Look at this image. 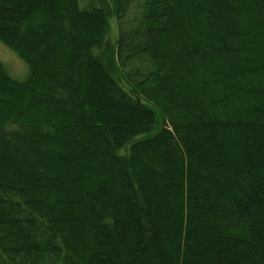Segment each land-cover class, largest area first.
Returning a JSON list of instances; mask_svg holds the SVG:
<instances>
[{
  "label": "trees",
  "instance_id": "trees-1",
  "mask_svg": "<svg viewBox=\"0 0 264 264\" xmlns=\"http://www.w3.org/2000/svg\"><path fill=\"white\" fill-rule=\"evenodd\" d=\"M0 42V264H264V0H0Z\"/></svg>",
  "mask_w": 264,
  "mask_h": 264
},
{
  "label": "rangeland",
  "instance_id": "rangeland-1",
  "mask_svg": "<svg viewBox=\"0 0 264 264\" xmlns=\"http://www.w3.org/2000/svg\"><path fill=\"white\" fill-rule=\"evenodd\" d=\"M136 11L131 9V13ZM111 28L108 34V40L114 42L117 37V26L113 19L111 22ZM0 60L6 64L7 68L11 72L12 76L18 80H24L26 78L27 68L25 62L18 56L16 52L9 49L3 43L0 42Z\"/></svg>",
  "mask_w": 264,
  "mask_h": 264
}]
</instances>
